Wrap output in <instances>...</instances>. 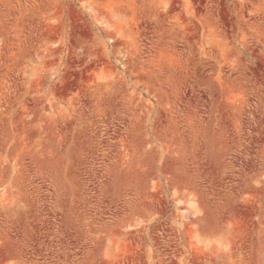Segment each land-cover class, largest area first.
<instances>
[{
  "label": "rangeland",
  "instance_id": "obj_1",
  "mask_svg": "<svg viewBox=\"0 0 264 264\" xmlns=\"http://www.w3.org/2000/svg\"><path fill=\"white\" fill-rule=\"evenodd\" d=\"M0 264H264V0H0Z\"/></svg>",
  "mask_w": 264,
  "mask_h": 264
}]
</instances>
